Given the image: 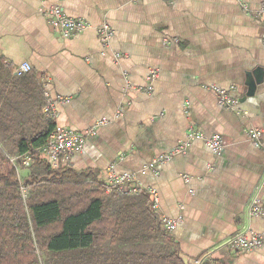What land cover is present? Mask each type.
I'll list each match as a JSON object with an SVG mask.
<instances>
[{"label":"crops","instance_id":"obj_1","mask_svg":"<svg viewBox=\"0 0 264 264\" xmlns=\"http://www.w3.org/2000/svg\"><path fill=\"white\" fill-rule=\"evenodd\" d=\"M50 6L92 28L63 38L40 11ZM262 10L264 0H0V151L23 163L57 127L86 131L108 120L62 165L104 183L111 166L138 173L141 187L157 193L160 216L182 219L173 234L188 264H264V246L225 248L247 229L264 236V214L248 211L264 204ZM104 24L114 31L108 47L97 33ZM24 63L32 71L18 74ZM152 70L159 76L148 92ZM213 87L233 88L238 111L221 107ZM250 128L262 132L261 147ZM190 131L220 135L221 154ZM185 143L186 153L141 173Z\"/></svg>","mask_w":264,"mask_h":264},{"label":"trees","instance_id":"obj_2","mask_svg":"<svg viewBox=\"0 0 264 264\" xmlns=\"http://www.w3.org/2000/svg\"><path fill=\"white\" fill-rule=\"evenodd\" d=\"M30 154L21 181L0 151V264H188L148 191L107 193L88 173Z\"/></svg>","mask_w":264,"mask_h":264},{"label":"built area","instance_id":"obj_3","mask_svg":"<svg viewBox=\"0 0 264 264\" xmlns=\"http://www.w3.org/2000/svg\"><path fill=\"white\" fill-rule=\"evenodd\" d=\"M50 25V27L57 33H59L63 38H73L85 31L92 28V25L83 19H75L68 16L63 9L58 6L42 7L40 9ZM264 15V10L259 12V16ZM97 33L100 36L105 47L110 45V41L114 35V31L108 24L97 28ZM116 59L123 57L121 54L115 55ZM32 71V67L29 63H24L18 69V74H26ZM159 73L155 70L150 71L148 76L149 87L148 92L152 91V84L158 78ZM129 88H133L130 81ZM216 97L219 105L228 110L238 111V106L240 104L239 99L234 97L233 88H210ZM45 114L50 118L55 119L57 116L55 105L53 102L49 104L44 109ZM123 107L119 110L116 115V119L122 116ZM109 123L108 120H100L94 127L86 131H73L70 129H65L62 127H57L55 131L49 136L46 143L43 145L42 154L50 162L54 168H58L63 163L69 162L73 157L83 152L86 142L90 137H94L98 134V131ZM248 135L256 147L262 146V132L258 129L250 128L248 129ZM190 140H203L206 142L207 146L216 154L220 155L223 150V139L220 135H214L207 138L204 133L199 131H190ZM188 144L185 143L183 146L179 147L176 151L171 154L163 155L159 158L154 159L147 167L141 171L142 174L147 172H154L157 167L162 166L170 162L174 157L180 154L186 153L188 150ZM24 164L31 162L32 158L30 154L23 157ZM17 166V165H16ZM108 181L105 183L108 193L118 192L125 193L128 195H136L143 190L141 185L138 183L139 174L138 173H121L117 174L115 172V166H111L108 173ZM154 204V209H159V198L155 191H149ZM249 215L252 217H259L264 214V204L259 201H253L249 205ZM181 218L178 220H173L167 217H162V225L164 228L170 232L174 233L177 229L178 224L181 222ZM264 246V236L258 232L247 229L229 239L225 248H229L238 252H251L261 249ZM197 264H204V261H199Z\"/></svg>","mask_w":264,"mask_h":264},{"label":"rangeland","instance_id":"obj_4","mask_svg":"<svg viewBox=\"0 0 264 264\" xmlns=\"http://www.w3.org/2000/svg\"><path fill=\"white\" fill-rule=\"evenodd\" d=\"M42 153V152H41ZM31 155V154H30ZM43 155V154H42ZM31 158H32V161H33V156L31 155ZM13 162V164L16 166V165H21V166H16L17 167V170H18V175L21 179V181L24 180L25 177H27V175L29 174V171L27 169L24 170V165H26V167H29V165L32 163L31 162H27V164H24V159H23V163L19 162V161H16V160H11ZM18 163V164H17ZM23 164V165H22ZM28 171V174L26 175V172L25 171ZM24 171V172H23ZM23 190V193L26 194V190L25 189H22ZM106 192L108 193V190L106 188ZM205 264V262H204Z\"/></svg>","mask_w":264,"mask_h":264}]
</instances>
